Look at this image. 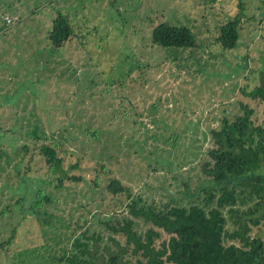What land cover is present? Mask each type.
<instances>
[{
	"label": "rangeland",
	"instance_id": "374dc122",
	"mask_svg": "<svg viewBox=\"0 0 264 264\" xmlns=\"http://www.w3.org/2000/svg\"><path fill=\"white\" fill-rule=\"evenodd\" d=\"M237 8L236 44L223 48L214 37ZM56 10L73 32L50 47ZM159 21L188 26L197 46L153 44ZM263 72L264 0H0V264H64L62 253L78 251L75 236L98 259L117 252L126 264L111 239L121 237L102 221L130 216L128 198L108 179L138 203L199 202L194 144L207 147V127L236 99L261 120L264 103L238 86ZM42 141L54 145L58 168L38 151ZM132 219L137 233L150 225ZM254 233L264 237V221Z\"/></svg>",
	"mask_w": 264,
	"mask_h": 264
},
{
	"label": "trees",
	"instance_id": "16d2710c",
	"mask_svg": "<svg viewBox=\"0 0 264 264\" xmlns=\"http://www.w3.org/2000/svg\"><path fill=\"white\" fill-rule=\"evenodd\" d=\"M239 12L237 8L234 17L219 25L214 40L223 48L236 44ZM3 20L11 21L10 17L8 21L4 17ZM72 32L69 20L56 10L46 33L49 46L62 45ZM150 40L160 46H197L188 26L165 21L151 26ZM245 85L238 86L240 93L264 103V72L249 88L245 89ZM232 104L234 109H222L216 126L207 127L210 142L207 147L202 151L201 143L194 144L196 151L192 152L202 156L198 163L205 180L199 181L205 192L199 202L158 203L140 199L138 203L131 197L127 185L116 177L108 179L109 191H124L128 198L126 210L131 217L114 223L102 221L106 228L121 237L122 245L114 236L111 239L120 246V252L128 256L126 264H264V237L250 234L252 225L264 221V108L261 120H256L251 117L253 108L247 101L236 99ZM37 147L49 166L59 167L61 157L54 145L42 141ZM181 184L185 186L186 182L181 181ZM183 192L192 195L187 193L186 187ZM34 205L39 206L41 202L37 200ZM132 217L150 225L137 233L132 229ZM227 221L230 227L226 226ZM72 245L77 252L62 253L58 257L64 264L118 263L117 252L108 253L104 260L98 259L100 254L96 255L78 236L74 237Z\"/></svg>",
	"mask_w": 264,
	"mask_h": 264
},
{
	"label": "built area",
	"instance_id": "2783aa9c",
	"mask_svg": "<svg viewBox=\"0 0 264 264\" xmlns=\"http://www.w3.org/2000/svg\"><path fill=\"white\" fill-rule=\"evenodd\" d=\"M3 17H4V19H5L6 21L9 20V17H7L6 15H4Z\"/></svg>",
	"mask_w": 264,
	"mask_h": 264
}]
</instances>
